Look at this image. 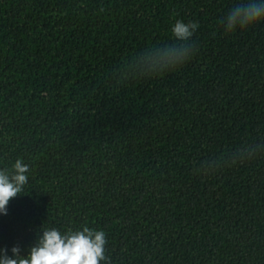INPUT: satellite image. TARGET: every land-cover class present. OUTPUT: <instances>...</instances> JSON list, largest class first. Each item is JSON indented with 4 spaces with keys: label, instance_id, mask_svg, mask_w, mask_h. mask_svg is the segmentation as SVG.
I'll return each mask as SVG.
<instances>
[{
    "label": "trees",
    "instance_id": "trees-1",
    "mask_svg": "<svg viewBox=\"0 0 264 264\" xmlns=\"http://www.w3.org/2000/svg\"><path fill=\"white\" fill-rule=\"evenodd\" d=\"M237 2L0 0V168L28 165L0 247L87 226L109 264H264V153L215 170L264 143V20L226 33ZM177 19L192 57L137 74Z\"/></svg>",
    "mask_w": 264,
    "mask_h": 264
},
{
    "label": "clouds",
    "instance_id": "clouds-1",
    "mask_svg": "<svg viewBox=\"0 0 264 264\" xmlns=\"http://www.w3.org/2000/svg\"><path fill=\"white\" fill-rule=\"evenodd\" d=\"M264 20V0H238L219 20L223 31L232 32ZM197 28L192 21L175 20L170 26L173 42L148 47L132 60L137 74L155 75L175 68L188 61L195 52L190 37ZM264 153V143H247L222 157L221 164H234L250 160ZM210 172L207 168H200ZM213 170V171H215ZM28 165L21 158L15 159L10 168H0V215L7 213L10 198L22 193L27 183ZM106 234L103 230L82 227L79 230L60 231L44 227L37 231L33 244L21 254L17 245L0 247V264H109L105 254Z\"/></svg>",
    "mask_w": 264,
    "mask_h": 264
}]
</instances>
